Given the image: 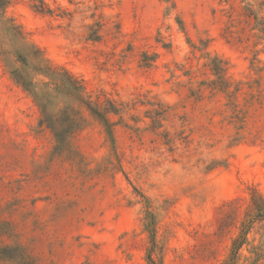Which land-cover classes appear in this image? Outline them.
I'll use <instances>...</instances> for the list:
<instances>
[{
    "label": "rangeland",
    "instance_id": "obj_1",
    "mask_svg": "<svg viewBox=\"0 0 264 264\" xmlns=\"http://www.w3.org/2000/svg\"><path fill=\"white\" fill-rule=\"evenodd\" d=\"M44 1L0 10V264H264V0Z\"/></svg>",
    "mask_w": 264,
    "mask_h": 264
},
{
    "label": "trees",
    "instance_id": "obj_2",
    "mask_svg": "<svg viewBox=\"0 0 264 264\" xmlns=\"http://www.w3.org/2000/svg\"><path fill=\"white\" fill-rule=\"evenodd\" d=\"M13 0H0V10L5 11L6 8L12 3ZM38 4L34 6L36 11L41 14H50L52 11L48 8L44 0H35ZM19 34V33H18ZM66 80L70 82L71 86L73 87L74 91H80L82 87L80 86V83L70 74L65 73ZM84 104L87 106L88 110L90 111L91 115L96 118L102 125H104L108 135L112 137L113 139V123H110L109 119L106 117L105 111H100L99 109L92 106L91 102H84ZM47 104H42L41 107L45 113ZM46 122L49 124L50 128H52L55 131L56 138L58 139V142L62 143V140L64 139V132H58L57 125L60 124L59 121H52L51 119L46 120ZM62 122V121H61ZM65 123V122H64ZM63 123V124H64ZM72 125H76L75 123H72ZM63 127V126H60ZM70 128V126H68ZM67 128V129H68ZM113 141V140H112ZM264 218V207H259L257 209L256 215L252 218L253 220ZM242 241H236L234 243V248L232 250L230 261L226 264H232L234 256L237 254L239 248L242 246Z\"/></svg>",
    "mask_w": 264,
    "mask_h": 264
}]
</instances>
